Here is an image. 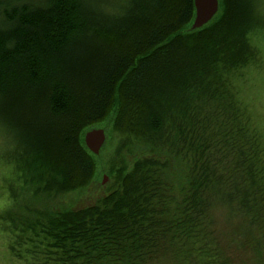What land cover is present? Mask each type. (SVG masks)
I'll list each match as a JSON object with an SVG mask.
<instances>
[{"label": "trees", "instance_id": "obj_1", "mask_svg": "<svg viewBox=\"0 0 264 264\" xmlns=\"http://www.w3.org/2000/svg\"><path fill=\"white\" fill-rule=\"evenodd\" d=\"M219 2L192 30L194 0H0V132L17 183L52 195L110 178L19 222L9 250L24 264H264V127L239 89L263 4ZM110 119L142 142L133 162L86 147Z\"/></svg>", "mask_w": 264, "mask_h": 264}, {"label": "rangeland", "instance_id": "obj_2", "mask_svg": "<svg viewBox=\"0 0 264 264\" xmlns=\"http://www.w3.org/2000/svg\"><path fill=\"white\" fill-rule=\"evenodd\" d=\"M262 10L264 3L262 0ZM259 10V9H258ZM255 43L259 50V58L255 59L257 66L247 69L245 83L240 84L239 89L248 98L251 110H253L260 125L264 127V34H259L255 38ZM104 129L106 142L98 156L101 162L109 160L117 162H133L134 156L143 153L142 142L132 138L131 134L113 129V122L110 119L107 124L97 127ZM10 149L7 148V141L0 132V264H24L9 250V244L13 242L15 232L13 229L23 220L36 217L37 213L45 212L49 208H74L82 203H86L101 192L100 186L108 185L110 178L107 174L97 176L88 188L74 192L62 194H42L34 195L28 189L21 187L17 183L16 176L9 164L8 159ZM120 154L121 159L117 158ZM132 164H130L131 166ZM218 217L224 228L233 229V223L227 220L224 208H218Z\"/></svg>", "mask_w": 264, "mask_h": 264}, {"label": "water", "instance_id": "obj_3", "mask_svg": "<svg viewBox=\"0 0 264 264\" xmlns=\"http://www.w3.org/2000/svg\"><path fill=\"white\" fill-rule=\"evenodd\" d=\"M195 18L191 29L197 30L209 22L217 15L220 9L219 0H194ZM84 142L89 151L98 155L106 142L104 129L95 128L85 134Z\"/></svg>", "mask_w": 264, "mask_h": 264}, {"label": "bare ground", "instance_id": "obj_4", "mask_svg": "<svg viewBox=\"0 0 264 264\" xmlns=\"http://www.w3.org/2000/svg\"><path fill=\"white\" fill-rule=\"evenodd\" d=\"M193 24V23H192Z\"/></svg>", "mask_w": 264, "mask_h": 264}]
</instances>
